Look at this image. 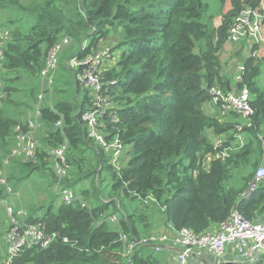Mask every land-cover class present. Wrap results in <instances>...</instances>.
<instances>
[{
    "label": "trees",
    "instance_id": "obj_1",
    "mask_svg": "<svg viewBox=\"0 0 264 264\" xmlns=\"http://www.w3.org/2000/svg\"><path fill=\"white\" fill-rule=\"evenodd\" d=\"M216 1L223 13L219 26L212 28V18L205 21L210 7L204 0H36L30 6L27 0H0L1 15L16 13L9 29L12 39L4 49L7 98L0 108V174L8 172L7 183L18 185L36 172L49 171L53 186L56 176L46 158L51 149L68 142L70 170L64 185L81 198L75 205L56 206L54 196L55 202L38 208L40 213L30 221L41 222L46 233L57 238L47 249L23 250L15 264H161L144 256V248L125 257L122 236L131 241L142 235L125 199H137L147 210L155 208L172 231L189 229L198 234L228 220L234 210L251 221L264 215V180L246 196L255 172L243 187L228 186L233 172L251 163L254 155L264 158L260 137L264 91L257 84L264 64V55H257L264 47H253L243 64L242 82L236 85L238 90L247 86L251 91L250 123L238 121L241 116L233 112L222 119L206 109L213 88L229 92L222 57L233 21L245 6H256L259 0ZM228 3L230 9L224 13ZM26 21L29 28H24ZM64 37L72 39L70 48H78L65 62L66 69L71 58L82 59L104 47L111 48L112 61L120 53L100 74L103 93L115 107L113 116H106L105 127L119 134L128 147L124 157L128 163L119 171L88 139L83 115L92 105L91 98L77 72L70 69L86 92L83 101L60 100L43 108L45 135L36 164L14 159L4 165L15 143L20 108L27 107L13 98L20 91L17 85L39 79L48 53ZM111 40L115 43L110 47ZM59 121L62 128H56ZM236 125H243L242 131ZM243 136L246 143H241ZM214 137L224 138L222 148L215 149ZM227 148V156L219 158ZM209 156L212 161L206 168ZM87 182L89 188L76 189ZM104 183L108 189L101 187ZM6 195L7 188L0 184V200ZM150 197L154 202L145 204ZM113 215L120 217V231L106 221Z\"/></svg>",
    "mask_w": 264,
    "mask_h": 264
},
{
    "label": "built area",
    "instance_id": "obj_2",
    "mask_svg": "<svg viewBox=\"0 0 264 264\" xmlns=\"http://www.w3.org/2000/svg\"><path fill=\"white\" fill-rule=\"evenodd\" d=\"M263 28L264 0H259L256 6H245L239 16L234 19L229 31L228 44L245 43L251 53L254 46L264 44ZM11 39L10 30L0 23V108L7 98L6 82L3 76L5 71L3 61L4 49ZM71 43V38L64 37L48 53L40 74L42 88L41 94L37 97L38 105L35 109L33 108L32 115L29 118L21 119L20 123L15 126V143L11 155L4 162L5 167L10 165L14 159L28 164H36L38 160L37 150L41 146L43 137L36 134L38 130L39 133L40 130L43 132L41 106L44 101V94L51 91L52 76L58 69L62 53L71 46ZM117 57L115 55V59L112 61L111 48L104 47L97 53L89 54L82 59L73 57L66 65L77 72L78 82L84 90L89 92L91 98L92 105L83 115L88 139L104 150L105 155L110 158L113 169L119 171L125 167L123 161H125L124 157L128 152V147L122 142L119 134L105 127V118L107 115L113 116L115 107L110 96L103 93L105 85L100 77V74L107 67L112 66L117 61ZM81 67H83V71L80 73L79 69ZM237 72L235 82L240 84L245 72L243 64L238 66ZM211 94V104L214 108H218L220 105L226 107L230 113H236L247 123H250L254 115V109L251 105L252 94L247 86L234 92H224L220 87H216L211 90ZM56 128H62V121L56 124ZM244 139V136L240 138L241 141ZM213 140L215 149L223 147L224 138L214 137ZM68 147L69 143L66 142L58 149H51L50 158L48 156L46 158L56 176L53 189L58 206H71L81 202V198L64 185L70 170L67 161ZM227 151H230V148L225 149L218 157L224 159L227 156ZM208 159L210 162L212 161L211 156ZM1 174H5L6 177H0V184L7 188L8 195H12L15 190L8 186L7 173L4 171ZM263 180L264 164H261L255 172L253 185L246 196H250ZM152 202H154V199L150 197L145 201V204ZM82 204L84 208H88L85 203ZM0 207H5L7 216L10 219V224L3 234V243L6 245L7 250L1 264H15L16 258L23 250L33 247L47 249L57 238L56 234L48 235L41 222L30 221L31 216L37 217L38 214H28L22 206L15 213L14 208L4 199L0 200ZM106 221L120 231V217L118 215L110 216ZM64 241L67 242V239ZM122 241L126 246L125 257L127 258L137 248H144L145 250L151 248V250L161 254L166 245L172 244L177 252L168 264H193L192 260L203 261L206 253L213 256L214 260H217L220 264H258L264 262V222L246 219L237 210L232 212L228 220L213 224L207 232L202 234H198L193 230L182 229L173 231L171 235H163L158 238L151 237V235H141L138 239L129 241L126 236H122ZM227 255L233 258H226Z\"/></svg>",
    "mask_w": 264,
    "mask_h": 264
},
{
    "label": "rangeland",
    "instance_id": "obj_3",
    "mask_svg": "<svg viewBox=\"0 0 264 264\" xmlns=\"http://www.w3.org/2000/svg\"><path fill=\"white\" fill-rule=\"evenodd\" d=\"M35 2L36 0H27L28 6L34 4L31 2ZM210 7L209 13L205 19L207 22V19L212 18V22L210 23V26L217 27L219 26L222 18V13L223 10L221 9V5L218 3L216 0H204ZM230 9V4L228 3L226 6V9L224 10V13L228 12ZM16 13L14 10H11L10 12H7L4 15L0 14V23L2 26L7 27L10 29L12 26L13 18L16 20L14 17ZM25 20L23 16L20 18ZM30 24L26 21L25 22V27L24 28H29ZM263 35H264V28H263ZM110 46H113L115 41H109L108 42ZM76 48H70V46L62 53L60 57V62L58 65V69L55 71V73L52 76L53 79V85L51 87V91L49 93L44 94V101L42 103V109L47 107V106H53V104L56 101H68L72 104L75 103H81L86 95V92L81 89L76 82L75 75L70 71L71 69L68 66V69L65 68V62L73 56L75 53L78 52L77 45H74ZM261 47H264V44L261 45ZM260 49V48H259ZM117 55H120L119 52H116ZM264 55V50H259V54L257 55L259 58ZM250 50L247 47L245 43H239V44H227L225 53L223 54V62L224 65L229 64L230 66H234L235 63L237 65H242L244 62L250 57ZM70 69V70H69ZM75 72V71H74ZM58 74V75H57ZM238 74L237 71L234 69H228V74L227 78L231 84H235V76ZM257 84L259 88L264 91V64L261 65V70H260V75L257 78ZM18 88H20V91L13 96L15 98V101L17 99L18 103H23L27 106L24 107V105L20 108V110L23 112L22 114L19 115V118H29L30 115H32L33 108L35 109L38 105L37 97L39 94H41V88H42V82L39 77L37 80H32L29 83L28 82H22L21 84L17 85ZM31 88H34V99L32 98V92ZM36 98V99H35ZM206 109L210 111L209 105L206 106ZM213 110H217L216 108H212ZM18 111V110H17ZM19 112V111H18ZM213 114L212 112H210ZM11 115V114H10ZM12 117H16L15 115H11ZM242 121L245 123V120H238ZM240 131L243 129V125L239 126L236 125ZM240 134L244 135V132H241ZM239 134V135H240ZM37 136H44V133L42 130H39L36 134ZM238 135V136H239ZM246 135V134H245ZM261 139H262V147H264V128H263V133L261 134ZM214 141V140H213ZM240 141V140H239ZM241 142V141H240ZM247 140H244L241 143H246ZM264 154V153H263ZM263 156V155H262ZM261 156V157H262ZM261 157H257L254 155L251 159V163H249L246 167H241L239 170H235L233 172L231 180L228 182L229 187H233L236 189H239L245 185V179L249 177L251 174L256 172L257 168L259 165L264 164V158L262 159ZM206 168H209V159L208 161L205 160ZM128 163L127 160L123 161V165L126 166ZM258 164L257 168L256 165ZM49 172V171H48ZM47 173L42 174V173H34L30 175L23 183L21 184H13L12 182L9 181L8 186L12 189L15 190V192L12 195H6L4 197V200H6L15 210V213L17 210L22 206L28 214L31 215H37L40 213L38 210L39 206L43 203L45 205L49 206L51 202H55L53 197L55 196V192L52 186V177L47 176ZM8 174V172H7ZM6 177L5 174H1L0 177ZM8 176L7 175V181H8ZM103 177L108 178V174L103 173ZM91 185L90 182H87L85 185H80L77 190L80 188H89ZM104 189H108L107 185L105 183L101 186ZM39 196L43 198L42 201L39 200ZM124 205L129 207V212L131 214H134L135 220H136V226L139 231L143 232L141 233L142 235H149L147 234V229L150 227V225L153 223V221L157 222L159 220V216L163 217L160 215L158 212V215L156 214V209L153 208V210H147L142 207V203L139 200H130V199H125ZM56 206L58 203H55ZM151 209V208H149ZM259 221L264 222V215L260 216L258 218ZM10 224V219L7 216L6 209L0 207V262H2L3 257L5 256L7 247L3 243V234L4 231L6 230V227ZM166 224V222H165ZM147 251V250H146ZM144 252L143 255L148 257H154L156 260L159 259L161 260V264H165V261L163 259V255L156 253L153 250H149V252ZM195 261L198 264H207L204 260L203 261ZM159 262V261H158ZM208 264H220L217 260H212L208 261Z\"/></svg>",
    "mask_w": 264,
    "mask_h": 264
},
{
    "label": "crops",
    "instance_id": "obj_4",
    "mask_svg": "<svg viewBox=\"0 0 264 264\" xmlns=\"http://www.w3.org/2000/svg\"><path fill=\"white\" fill-rule=\"evenodd\" d=\"M238 66L239 65H237L236 63H235V65L233 67L228 64V68H226V71H225L226 77H227V74H228V69H234L235 71H237ZM236 85H237L236 82L233 85V84H231L228 81L229 92L236 91L237 90ZM209 108H210L209 112H212L214 116H218L219 118H222V119L223 118L224 119L228 118V114H230V112L227 110L226 107H218V108H216L217 110H215V109L213 110L212 109L213 108L212 104H209ZM20 119H26V118H22L21 117ZM39 200L42 201L43 198L41 196H39ZM43 205H45V203L41 204L39 206V208L41 206H43ZM156 214L158 215L157 212H156ZM141 233H143V232H141ZM172 233H173V231H172L171 226L168 223L165 224V220L161 216H159V220L157 222L153 221V223L147 229V234L151 235V237H154V238H158L159 236H163V235H171ZM146 250H145L146 252H149V250H151V248H147ZM176 252H177L176 248H174V246H172V244L166 245L165 248H164V251L162 253V255H163V259L162 260H164L165 263L168 264L169 261L171 260V258L173 257V255L176 254ZM226 258H231L232 259L233 257L230 256V255H227ZM203 260L208 264V261L214 260V257L211 256L210 254L206 253L204 258H203ZM192 263L193 264H198L195 261H192Z\"/></svg>",
    "mask_w": 264,
    "mask_h": 264
},
{
    "label": "water",
    "instance_id": "obj_5",
    "mask_svg": "<svg viewBox=\"0 0 264 264\" xmlns=\"http://www.w3.org/2000/svg\"><path fill=\"white\" fill-rule=\"evenodd\" d=\"M252 194V193H251ZM228 264H231V263H228Z\"/></svg>",
    "mask_w": 264,
    "mask_h": 264
}]
</instances>
